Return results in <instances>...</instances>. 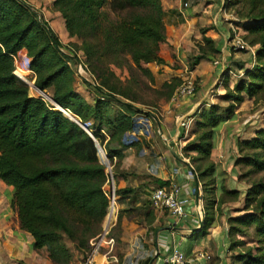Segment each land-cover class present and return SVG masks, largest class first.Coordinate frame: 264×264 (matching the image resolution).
Wrapping results in <instances>:
<instances>
[{
  "label": "trees",
  "instance_id": "1",
  "mask_svg": "<svg viewBox=\"0 0 264 264\" xmlns=\"http://www.w3.org/2000/svg\"><path fill=\"white\" fill-rule=\"evenodd\" d=\"M227 7L237 14L244 38L257 46L255 64L236 81L227 76L218 101L199 109L183 153L204 190L199 235H207L217 212L228 206L227 264H264V118L253 137L237 140L235 164L238 179L247 185L244 192L219 188L211 159L218 127L246 98L264 100V0H230ZM51 8L64 18L69 37L81 39L82 59L70 45L65 49L48 21L27 1L0 0V178L15 188L12 206L20 227L34 237V248H46L56 264H69L74 251L83 258L88 255L89 243L103 231L110 211L108 166L100 147L115 180L116 220L109 236L118 237L123 216L140 224L154 221L152 201L142 200L139 188L119 186L125 175L120 170L123 150L135 144L125 136L139 127L135 114L146 115L145 107L157 108L170 100L181 79L173 77L154 87L148 66L165 64L160 55L167 39L162 0H53ZM206 31L197 44L198 53L189 59L191 70L203 59L220 55ZM22 50L31 58L35 86L46 92L53 86V100L77 121L32 93L15 73ZM70 56L81 61L94 79L92 102L75 86ZM107 125L116 128L110 139L102 131ZM113 138L120 147L110 145Z\"/></svg>",
  "mask_w": 264,
  "mask_h": 264
},
{
  "label": "crops",
  "instance_id": "2",
  "mask_svg": "<svg viewBox=\"0 0 264 264\" xmlns=\"http://www.w3.org/2000/svg\"><path fill=\"white\" fill-rule=\"evenodd\" d=\"M31 1L37 3L36 7L41 10L49 24L59 19L65 27L64 18L51 8L53 0H48L47 3L46 0ZM224 1L162 0L167 39L161 44L160 55L165 64L154 62L148 65L154 74L153 86L160 87L173 77L180 78L182 82L188 68L198 80V91L195 95L178 101H172V97L168 101H162L157 111L154 110L155 107H145L144 111L148 114H135L139 121L138 129L125 136V140L135 144L123 150L125 155L120 170L125 175L119 178V186L139 188L141 199L151 200V193L160 181L177 183L185 215L177 217L168 209L154 207L155 219L150 224H140L123 216L117 232L118 237L115 238L118 260H108L103 249L96 256L94 264H164V257L174 248H179L199 264L229 262L228 206L217 212V220L210 232L205 236L199 235L204 217V190L200 178L191 168L189 158L183 153V147L192 138L190 131L194 121L189 130L178 122L180 117L195 119L202 106L218 101L219 95L224 93L227 76L232 82L236 81L244 74L245 68H252L255 64L256 56L247 58L249 54L246 51L232 48V23L231 18L223 11ZM186 2L188 6H184ZM47 10L50 16H47ZM228 11L232 12L230 9ZM204 29L207 30L206 35L215 40L220 55L203 59L196 69L191 70L189 59L194 53H198L197 44L203 38ZM62 31L69 37L67 31ZM254 47L257 51V46ZM21 53L26 55L25 50L18 55L21 56ZM216 60L220 62L216 64ZM23 65V62L18 64L19 67ZM27 66L31 71L30 61ZM27 66L23 68L26 69ZM50 88L54 91L53 86ZM89 94L91 100L82 95L92 102V93ZM253 100L246 98L235 113L218 127L211 159L216 163V181L219 188L225 186L229 190H246V183L238 179L240 170L235 160L238 152L237 140L253 137L262 125L264 112H246L250 109L245 106L246 103ZM102 131L110 139L116 128L107 125ZM110 145L120 147V141L113 138ZM14 192L15 188L0 178V264H55L48 250H36L32 234L20 227L18 214L12 206ZM201 254L205 257L200 258ZM80 256L83 261V255ZM76 257L77 253H74V258Z\"/></svg>",
  "mask_w": 264,
  "mask_h": 264
},
{
  "label": "built area",
  "instance_id": "3",
  "mask_svg": "<svg viewBox=\"0 0 264 264\" xmlns=\"http://www.w3.org/2000/svg\"><path fill=\"white\" fill-rule=\"evenodd\" d=\"M230 0H225L223 4V11L228 15V17L231 18V28H232V34L230 37V42L232 45V48L238 51H251L252 55L256 56V48L254 45H251L245 38H244V31L242 27H240L237 24V21H239L238 18L235 17V15L228 11L227 3ZM188 2L184 3V6H188ZM17 59V56H16ZM220 61L216 60L215 63L218 64ZM76 73L78 76H83L84 74H89L88 70L86 69V66L81 62L78 61L76 64ZM15 73L28 85L30 86L31 91L44 98L50 105L57 107L64 111L66 114H70L66 109L59 106L52 97H50L47 92L39 89L37 86H35L34 80L24 79L17 70ZM90 75V74H89ZM95 85V82L93 83ZM197 88L196 84V78L191 74V71L187 68L185 74L182 77V82L180 85L176 88L173 96L172 101H178L182 98H188L195 94ZM102 99H104L103 96H101ZM154 110L157 111V108H154ZM194 121L193 117H187V118H179L178 122L180 126L185 128L186 130H189V128L192 125V122ZM90 130V129H89ZM101 154L103 156L104 162L108 166V173H109V188H108V195L111 199V206L109 214L106 218V222L103 227V231L94 239H92L89 243L91 249L86 257L83 258L82 264H94V260L96 256L104 249L105 250V256L108 258V260L116 261L118 260L117 255L115 253V239L109 236L110 229L114 223V216H115V186H114V177L112 173V165L109 162V159L107 157V154L105 150L100 147ZM189 160V159H188ZM190 161V160H189ZM191 164V162H190ZM191 168L193 170V166L191 165ZM196 174V173H195ZM179 193H180V187L177 183H170L165 186L158 185L155 187L152 191L151 195V201L154 207L156 208H164L168 209L173 215L177 217H183L185 215V207L181 203L179 199ZM205 255L201 254L200 258H204ZM164 264H199L197 260L188 257L183 251H181L179 248H174L169 254H167L164 257L163 260ZM19 264H26V263H19Z\"/></svg>",
  "mask_w": 264,
  "mask_h": 264
},
{
  "label": "rangeland",
  "instance_id": "4",
  "mask_svg": "<svg viewBox=\"0 0 264 264\" xmlns=\"http://www.w3.org/2000/svg\"><path fill=\"white\" fill-rule=\"evenodd\" d=\"M25 1H27L29 4H31V6L36 10V11H38V13H39V15H42L43 17H44V15H43V13L41 12V10L40 9H38L37 7H36V5L35 4H37L35 1H31V0H25ZM47 1L48 0H46L45 1V3H47ZM34 5V6H33ZM37 8V9H36ZM234 15H235V17L236 18H238V16H237V14L235 13V12H232ZM46 14H47V16H50L51 14L48 12V10L46 11ZM52 21V20H51ZM51 26H52V28H53V30L54 31H56L58 34H59V36H60V38H62V40H63V43H64V45H65V49L67 48V47H69L68 45H70L71 47H73L80 55H79V58H81L82 59V51L79 49V44H81V39H79L78 37H68L66 34L64 35L62 32V30H64L65 32H66V30H65V27H64V25L62 24V22H60V20L59 19H55V20H53L52 21V23L50 24ZM26 51V50H25ZM247 52V54H249V55H247L248 57L247 58H250L251 56H252V52L251 51H246ZM19 54V53H18ZM71 57V56H70ZM25 59H27L28 61L27 62H25ZM71 64H72V67H73V69L75 70V72H77L76 71V64H77V60L76 59H74V57L72 56L71 58ZM16 61H17V63H16V70L17 71H19V70H21L22 71V73H23V75H22V77L24 78H26V79H29V80H31V76H33V72H32V70L30 71V70H28V62L30 61V63H31V58H29L28 57V55H27V51H26V55L24 54V53H21V56L20 55H17V59H16ZM21 62H23V67L24 66H27L26 67V69H24L23 67H19L18 66V64H20ZM18 66V67H17ZM23 69V70H22ZM29 69H31L30 68V66H29ZM118 72L120 73V74H123V76H126L127 74H128V72L127 71H123V72H121L120 70H118ZM76 75H77V73H76ZM77 78H76V83H75V86H76V88L78 89V90H80L81 92H82V94H84L86 97H88V99L89 100H91L92 98L90 97V94L89 93H92L93 91L91 90L92 89V86L91 85H93L92 83H94V79L91 77V75H89V74H84L83 76H76ZM239 78H241V77H239ZM238 78V79H239ZM144 79H146L147 80V78H144ZM198 82V81H197ZM46 92V91H45ZM49 92V93H48ZM48 92H47V94L51 97L52 96V94H53V90L50 88V89H48ZM89 92V93H88ZM33 93V92H32ZM195 95V94H194ZM147 96H149V97H153V95L152 94H147ZM223 105H227V102H223L222 103ZM245 106H247V108L249 107L250 109L248 110V111H246L247 113H249L250 112V114H252V113H257V114H261V113H263L264 112V100H260V101H258V102H256V101H251V102H247L246 103V105ZM100 156H101V159H102V161H104L103 160V156H102V154H101V151H100ZM108 188H109V185H108ZM245 240L247 241V242H249V244H253V242H251L252 241V239L250 238V237H245ZM74 253H77V257L76 258H73V260L69 263V264H80V262L82 261V257L80 256V253H78L77 251L75 252L74 251ZM56 264V263H55ZM82 264V263H81Z\"/></svg>",
  "mask_w": 264,
  "mask_h": 264
},
{
  "label": "water",
  "instance_id": "5",
  "mask_svg": "<svg viewBox=\"0 0 264 264\" xmlns=\"http://www.w3.org/2000/svg\"><path fill=\"white\" fill-rule=\"evenodd\" d=\"M70 117H72L70 114H68ZM73 118V117H72ZM74 119V118H73ZM75 121H77L76 119H74ZM87 131H89L90 132V130H89V128L88 127H86L85 125H83V124H81Z\"/></svg>",
  "mask_w": 264,
  "mask_h": 264
},
{
  "label": "bare ground",
  "instance_id": "6",
  "mask_svg": "<svg viewBox=\"0 0 264 264\" xmlns=\"http://www.w3.org/2000/svg\"><path fill=\"white\" fill-rule=\"evenodd\" d=\"M24 79H26L25 77H24ZM104 263V262H103Z\"/></svg>",
  "mask_w": 264,
  "mask_h": 264
}]
</instances>
